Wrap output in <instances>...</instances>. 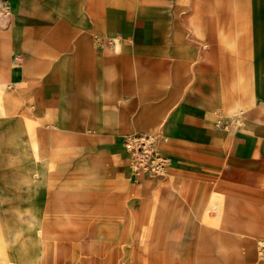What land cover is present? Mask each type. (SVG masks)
Returning <instances> with one entry per match:
<instances>
[{"label": "crops", "instance_id": "obj_1", "mask_svg": "<svg viewBox=\"0 0 264 264\" xmlns=\"http://www.w3.org/2000/svg\"><path fill=\"white\" fill-rule=\"evenodd\" d=\"M152 123L181 185L264 199V0H0L3 247L63 185L96 188L66 201L104 221L134 180L123 139Z\"/></svg>", "mask_w": 264, "mask_h": 264}, {"label": "rangeland", "instance_id": "obj_2", "mask_svg": "<svg viewBox=\"0 0 264 264\" xmlns=\"http://www.w3.org/2000/svg\"><path fill=\"white\" fill-rule=\"evenodd\" d=\"M69 146L58 137V152ZM141 173L131 172L125 197L96 209L105 220L95 216L92 224L84 215L90 205L66 199L91 197L96 188L60 186L46 216L18 225L13 247L0 243V264H264V199L222 188V180L212 189L200 178L181 185L169 167L168 178L153 176L136 190Z\"/></svg>", "mask_w": 264, "mask_h": 264}, {"label": "built area", "instance_id": "obj_3", "mask_svg": "<svg viewBox=\"0 0 264 264\" xmlns=\"http://www.w3.org/2000/svg\"><path fill=\"white\" fill-rule=\"evenodd\" d=\"M123 145L128 153V167L138 174L143 171L151 177L165 175L170 158L164 153L156 134L139 131L127 134ZM135 180H140V178Z\"/></svg>", "mask_w": 264, "mask_h": 264}, {"label": "bare ground", "instance_id": "obj_4", "mask_svg": "<svg viewBox=\"0 0 264 264\" xmlns=\"http://www.w3.org/2000/svg\"><path fill=\"white\" fill-rule=\"evenodd\" d=\"M5 19H6V18H5ZM3 20H4V19H3ZM3 20H2V21H3ZM4 23H5V22H4ZM144 131L149 132V133H152V134L157 133V132H154V131H151V130H147V129H145ZM169 166H170V165H169ZM169 166H168V167H169ZM141 172H143V171H141ZM141 172H139L138 174H140ZM138 174H137V175H138ZM141 174H142V173H141ZM142 175H144V172H143ZM142 175H141V176H142Z\"/></svg>", "mask_w": 264, "mask_h": 264}]
</instances>
